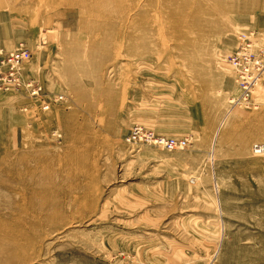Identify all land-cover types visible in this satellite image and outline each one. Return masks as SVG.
I'll list each match as a JSON object with an SVG mask.
<instances>
[{
  "label": "rangeland",
  "instance_id": "obj_1",
  "mask_svg": "<svg viewBox=\"0 0 264 264\" xmlns=\"http://www.w3.org/2000/svg\"><path fill=\"white\" fill-rule=\"evenodd\" d=\"M252 32L264 0H0L40 87L0 93V264H264V86L236 104L228 61Z\"/></svg>",
  "mask_w": 264,
  "mask_h": 264
},
{
  "label": "built area",
  "instance_id": "obj_2",
  "mask_svg": "<svg viewBox=\"0 0 264 264\" xmlns=\"http://www.w3.org/2000/svg\"><path fill=\"white\" fill-rule=\"evenodd\" d=\"M252 33H242L236 51L228 56L229 63L236 72L240 94L234 98L239 105L254 104V93L259 84L264 81V37L261 41L249 36ZM31 58V52L25 44L9 51L0 47V93L13 91L24 94L25 88L30 94H37L40 87H35L31 79H27L24 67ZM131 144L150 143L167 149L185 148L187 138L156 134L142 125H135L127 136ZM256 154L264 153V144L254 146Z\"/></svg>",
  "mask_w": 264,
  "mask_h": 264
},
{
  "label": "bare ground",
  "instance_id": "obj_3",
  "mask_svg": "<svg viewBox=\"0 0 264 264\" xmlns=\"http://www.w3.org/2000/svg\"><path fill=\"white\" fill-rule=\"evenodd\" d=\"M251 38H253L254 39V37H255V35H254V37L250 34L249 35ZM256 38V37H255ZM262 40V39H261ZM237 80V79H236ZM238 85V84H237ZM260 86H264L263 84H259ZM239 88V87H238ZM240 90V89H239ZM258 93V90H257V88H256V90H255V96H257V98H256V101L258 100V97H259V95L257 94ZM255 101V100H254ZM264 154V153H263ZM262 154V155H263ZM261 155V154H260Z\"/></svg>",
  "mask_w": 264,
  "mask_h": 264
}]
</instances>
